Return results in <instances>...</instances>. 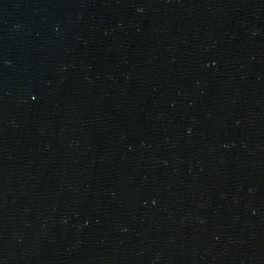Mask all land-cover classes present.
<instances>
[{"label": "water", "instance_id": "obj_1", "mask_svg": "<svg viewBox=\"0 0 264 264\" xmlns=\"http://www.w3.org/2000/svg\"><path fill=\"white\" fill-rule=\"evenodd\" d=\"M0 264H264V0H0Z\"/></svg>", "mask_w": 264, "mask_h": 264}]
</instances>
